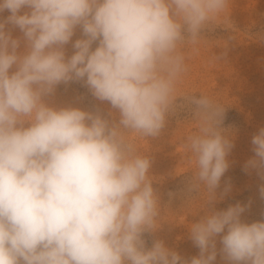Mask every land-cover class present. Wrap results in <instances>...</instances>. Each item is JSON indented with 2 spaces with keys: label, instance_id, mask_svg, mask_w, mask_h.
I'll use <instances>...</instances> for the list:
<instances>
[{
  "label": "clouds",
  "instance_id": "1",
  "mask_svg": "<svg viewBox=\"0 0 264 264\" xmlns=\"http://www.w3.org/2000/svg\"><path fill=\"white\" fill-rule=\"evenodd\" d=\"M228 7L229 0H0V14L10 12L0 18V264H214L222 233L228 264H264V220L243 222L239 203L213 210L234 147L221 127L223 105L187 98L199 123L185 143L196 165L188 191L203 186L208 194V211L190 226L199 249L190 259L160 240L145 246L160 205L150 157L127 135L161 134L187 72L184 46L198 52ZM77 26L85 38L66 59ZM80 80L119 111L118 123L43 102L58 84ZM251 143L245 169L264 179V127ZM259 191L264 198V184Z\"/></svg>",
  "mask_w": 264,
  "mask_h": 264
},
{
  "label": "rangeland",
  "instance_id": "2",
  "mask_svg": "<svg viewBox=\"0 0 264 264\" xmlns=\"http://www.w3.org/2000/svg\"><path fill=\"white\" fill-rule=\"evenodd\" d=\"M24 11L29 10L22 9L21 14ZM8 15L10 12L5 10L0 18ZM8 27L11 26H6V30ZM12 36L21 40L18 52L22 53L25 50L23 33L15 28ZM262 37L264 0H229L226 12L204 31L195 46L198 52H192V45L184 46L187 72L177 85L175 105L161 134L156 138L143 137L137 133L127 134L137 152L150 157L149 176L160 205L157 229L142 235L147 248L160 240L185 259L199 254L198 247L190 238V226L199 222L208 211V194L203 186L188 191L196 165L185 143L187 137L199 128L192 106L187 103V98L193 95H207L225 107L221 127L232 134L234 144L226 157L229 168L216 190L217 200L213 210H226L239 203L245 206L241 215L243 222L264 220V198L259 191L264 179L256 170L245 169L247 161L255 155L252 137L264 127ZM82 38H85L82 28L77 26L72 39L64 46L66 59L74 54V42ZM96 46L98 41L93 44V49ZM15 70L13 66L9 70L10 74ZM42 99L49 107H74L99 113L110 122L119 121V111L113 109L108 101L94 97L83 80L60 83L53 93ZM226 186H230V190L223 194ZM222 235L216 237L217 257L214 264H228L220 251Z\"/></svg>",
  "mask_w": 264,
  "mask_h": 264
}]
</instances>
